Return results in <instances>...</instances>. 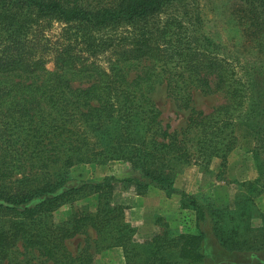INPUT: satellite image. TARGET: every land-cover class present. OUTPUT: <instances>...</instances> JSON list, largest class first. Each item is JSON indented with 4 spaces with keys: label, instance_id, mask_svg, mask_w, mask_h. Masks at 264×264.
<instances>
[{
    "label": "trees",
    "instance_id": "1",
    "mask_svg": "<svg viewBox=\"0 0 264 264\" xmlns=\"http://www.w3.org/2000/svg\"><path fill=\"white\" fill-rule=\"evenodd\" d=\"M179 1L0 0V264H12L19 246L49 264H95L89 248L67 247L91 231L97 249L99 237L105 247L120 246L127 264H264V220L247 225L237 208L227 211L175 186L188 165L208 166L217 157L227 167L248 133L261 175L251 183L264 180V0H236L233 11L252 43L250 61L228 54L178 14L159 19ZM51 20L66 24L62 39L48 36ZM124 26L132 29L119 32ZM108 53L116 58L104 65L99 58ZM127 61L143 64L134 77ZM160 76L190 108L181 131L164 123L146 92ZM195 89L222 92L225 102L209 113L197 110ZM111 160L136 173H73ZM120 183L137 194L152 185L179 193L181 207L196 212V231H174L165 222L137 240L128 206L116 200ZM92 194L95 210L76 207L56 219L62 206Z\"/></svg>",
    "mask_w": 264,
    "mask_h": 264
},
{
    "label": "rangeland",
    "instance_id": "2",
    "mask_svg": "<svg viewBox=\"0 0 264 264\" xmlns=\"http://www.w3.org/2000/svg\"><path fill=\"white\" fill-rule=\"evenodd\" d=\"M236 4V0H182L165 9L159 19L163 20L168 13L178 14L190 22L193 29L211 36L228 54L250 61L253 57L247 45L252 43L236 23L233 12ZM46 24L48 36L52 40L62 39L67 33L66 24L63 22L51 20ZM131 29L124 26L119 32L127 33ZM115 58V55L108 53L102 55L99 60L107 65ZM123 65L129 76L134 77L143 64L127 61ZM48 66L53 67V62ZM146 92L161 110L164 123H169L172 129L183 130L188 122L190 108L183 105V101L169 90L164 79L160 76L146 84ZM192 93L191 106L205 113L211 112L213 108L225 102L224 94L219 91L204 93L195 89ZM253 146V135L248 133V136L241 137L239 145L228 155L227 167H223L222 160L217 157L208 166L201 163L188 165L177 174L175 186L201 201L214 200L220 208L227 211L237 208L235 209L237 212H233L237 214L238 220H247L245 222L247 225L250 223L255 227L260 226L264 220V180L260 183H251L261 176L252 152ZM73 173L99 178L105 174L122 177L136 172L132 171L126 161L111 160L105 165H78ZM116 200L128 206L126 217L135 225V237L141 242L160 232L165 222L174 231H196V212L181 207L179 193L168 196L162 189L152 185L145 193L137 194L134 187L120 183L116 190ZM97 205L98 196L92 194L72 204H65L55 212V216L57 220L63 221L69 218L76 207L87 206L95 210ZM95 236L93 231L89 235H77L67 241V247L73 253L89 248L94 252L95 264H127L122 247H105L107 241H102L99 237L101 243L97 249L93 241ZM16 256L12 264L50 263L44 261L37 251H26L21 246Z\"/></svg>",
    "mask_w": 264,
    "mask_h": 264
}]
</instances>
